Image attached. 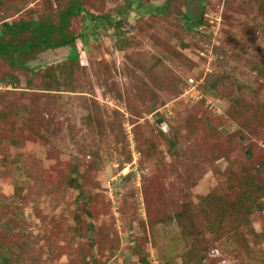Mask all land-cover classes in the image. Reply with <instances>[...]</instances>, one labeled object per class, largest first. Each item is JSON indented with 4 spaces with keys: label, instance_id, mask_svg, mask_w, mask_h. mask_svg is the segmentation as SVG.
<instances>
[{
    "label": "rangeland",
    "instance_id": "374dc122",
    "mask_svg": "<svg viewBox=\"0 0 264 264\" xmlns=\"http://www.w3.org/2000/svg\"><path fill=\"white\" fill-rule=\"evenodd\" d=\"M72 5L74 75L69 46L0 57V264H264V0H0V26Z\"/></svg>",
    "mask_w": 264,
    "mask_h": 264
},
{
    "label": "trees",
    "instance_id": "16d2710c",
    "mask_svg": "<svg viewBox=\"0 0 264 264\" xmlns=\"http://www.w3.org/2000/svg\"><path fill=\"white\" fill-rule=\"evenodd\" d=\"M165 9L166 7H159L155 11L162 12ZM83 12H85L83 7L72 5L60 11L57 22L48 18L30 21L22 19L12 22L3 21L0 26V57L7 61L11 69L33 72L36 70V64L31 62L37 61L40 54L49 49L55 50L69 46L72 52L65 57V62L60 65L71 66V74L74 75L76 73L74 71L78 68L77 66H80V55L77 52L75 43L78 37L68 34L66 30L69 28L71 18L81 15ZM90 16L96 20L99 19L101 23L106 20L100 19V17L95 15ZM184 17L189 21L193 18L187 12ZM203 18L204 7L197 18L199 26L203 24ZM69 182H71L70 184L73 187H80L75 179H69Z\"/></svg>",
    "mask_w": 264,
    "mask_h": 264
},
{
    "label": "crops",
    "instance_id": "0c3cea01",
    "mask_svg": "<svg viewBox=\"0 0 264 264\" xmlns=\"http://www.w3.org/2000/svg\"><path fill=\"white\" fill-rule=\"evenodd\" d=\"M60 48H63V47H60ZM57 49H59V48H57ZM56 50V49H55ZM55 51L54 50H51V49H49V50H47L46 52H44L43 54H51V53H54ZM72 52V51H71Z\"/></svg>",
    "mask_w": 264,
    "mask_h": 264
}]
</instances>
